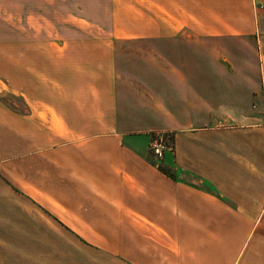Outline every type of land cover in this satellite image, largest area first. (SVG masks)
<instances>
[{
  "label": "crops",
  "instance_id": "crops-1",
  "mask_svg": "<svg viewBox=\"0 0 264 264\" xmlns=\"http://www.w3.org/2000/svg\"><path fill=\"white\" fill-rule=\"evenodd\" d=\"M148 1V53H24L6 23L0 264H264V0Z\"/></svg>",
  "mask_w": 264,
  "mask_h": 264
},
{
  "label": "rangeland",
  "instance_id": "rangeland-1",
  "mask_svg": "<svg viewBox=\"0 0 264 264\" xmlns=\"http://www.w3.org/2000/svg\"><path fill=\"white\" fill-rule=\"evenodd\" d=\"M148 4V0H8L6 8H0V53H9L11 44L12 53H22V43L5 42L4 31L9 22L13 23L15 39L22 35L24 29V53H59L61 48H65V43L67 49L74 53H84L89 49L94 53H112L114 50L117 53H135L134 48L139 45L142 53H148L152 49L149 42L128 41L142 33L145 36L144 32L151 29L133 21L136 16H149ZM89 41L92 45L86 44ZM35 60L31 56V64ZM247 62L251 64V57H247ZM254 63L258 66L256 58ZM4 76L3 67L0 70L1 102L17 113H27L29 109L25 101L19 92L8 88ZM20 76V73L15 74L17 87L21 84ZM30 76L34 78L30 83L42 80L39 77L44 78L43 82H54L52 75L50 79L36 73Z\"/></svg>",
  "mask_w": 264,
  "mask_h": 264
},
{
  "label": "built area",
  "instance_id": "built-area-1",
  "mask_svg": "<svg viewBox=\"0 0 264 264\" xmlns=\"http://www.w3.org/2000/svg\"><path fill=\"white\" fill-rule=\"evenodd\" d=\"M149 152L152 157L159 161L163 158L166 150H171L172 146L170 140L165 134H154L149 142Z\"/></svg>",
  "mask_w": 264,
  "mask_h": 264
}]
</instances>
